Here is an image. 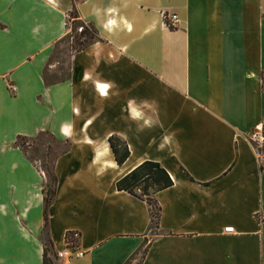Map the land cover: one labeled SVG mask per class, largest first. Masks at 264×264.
<instances>
[{"label": "crops", "instance_id": "crops-1", "mask_svg": "<svg viewBox=\"0 0 264 264\" xmlns=\"http://www.w3.org/2000/svg\"><path fill=\"white\" fill-rule=\"evenodd\" d=\"M72 12L98 38L51 66ZM260 131L264 0H0V264H44L46 176L17 144L43 133L69 144L54 252L74 232L87 252L60 264H128L146 242L141 264H264ZM145 161L174 181L155 195L157 232L147 202L117 189Z\"/></svg>", "mask_w": 264, "mask_h": 264}, {"label": "trees", "instance_id": "trees-1", "mask_svg": "<svg viewBox=\"0 0 264 264\" xmlns=\"http://www.w3.org/2000/svg\"><path fill=\"white\" fill-rule=\"evenodd\" d=\"M69 19H75L79 21L81 28L83 30L80 32V37L76 36L74 39L79 45L78 51L85 49L89 46L95 39L98 38V32L94 24H86L80 20V16L77 12H72ZM69 20V21H70ZM168 24V22H166ZM170 28H174L168 24ZM69 29V25H68ZM47 133H44V135ZM26 138L20 137L18 139V146L25 152L24 146L20 143ZM112 151L115 155L116 161L119 165H123L130 157V149L128 143L118 136H112L109 139ZM44 161L45 170L49 172V168ZM52 178L51 182L44 185V194L46 198V210H45V229L43 232L45 252H44V264H55L53 262V257L57 258V254L54 252L53 242L50 238V218L49 210L53 202L56 199L58 178L54 172L50 173ZM174 186V181L168 171L158 162L145 161L139 165L132 172L124 176L117 183V189L121 192H127L130 195L147 202L150 207L151 212V224L150 230L157 232L160 229L161 223V212L160 207L155 195L163 190L169 189ZM257 219L260 222H264V216L257 215ZM146 242L140 250L132 257L128 262L131 264L132 261L142 252V258L138 264H141L147 255L149 246ZM53 256V257H51Z\"/></svg>", "mask_w": 264, "mask_h": 264}, {"label": "rangeland", "instance_id": "rangeland-1", "mask_svg": "<svg viewBox=\"0 0 264 264\" xmlns=\"http://www.w3.org/2000/svg\"><path fill=\"white\" fill-rule=\"evenodd\" d=\"M168 23L171 24L170 19ZM80 32H81V25L79 24V21H76L75 19H71L69 23V34L62 42H60L57 45L56 52L51 62V66L61 63L60 67L66 68V65L68 63V58L70 57V55L73 52L77 51V49H79V45L76 43V40L74 38L76 36L80 37ZM53 68L54 67H52V69ZM257 135L258 134L256 133L254 137H256ZM24 138L26 139L20 143L24 146V149L27 152L32 163L37 165L45 174L46 180L44 184L51 182L52 178L50 176V173L53 172L56 157L61 152L66 151L69 144L59 142L49 133L45 135L44 133L40 134L35 138H27V137ZM256 146L260 151V153L262 154L264 151V142L262 140H259L258 143H256ZM44 161L47 163L46 165L48 166L50 173H48V171L45 170ZM53 262L55 264L56 263L60 264L54 257H53Z\"/></svg>", "mask_w": 264, "mask_h": 264}, {"label": "built area", "instance_id": "built-area-1", "mask_svg": "<svg viewBox=\"0 0 264 264\" xmlns=\"http://www.w3.org/2000/svg\"><path fill=\"white\" fill-rule=\"evenodd\" d=\"M163 17L166 22H169V19H170L171 24L170 23L168 24H170V26L172 27L175 26V24L178 22V19H179L177 15L170 16V15L164 14ZM82 30L83 28H81V31ZM12 90L14 92H17L16 87H12ZM233 232H234L233 227L226 228L225 230V233H233ZM80 239H81V235L78 232L69 234L67 236V241H68L67 247L57 253L56 259L61 263H71L74 260H79V259L84 258L87 255V252L82 248V246L78 242Z\"/></svg>", "mask_w": 264, "mask_h": 264}]
</instances>
